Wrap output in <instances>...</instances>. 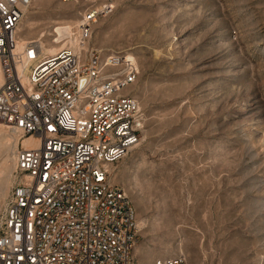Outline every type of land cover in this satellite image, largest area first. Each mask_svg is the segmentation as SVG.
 Wrapping results in <instances>:
<instances>
[{
	"label": "rangeland",
	"instance_id": "rangeland-1",
	"mask_svg": "<svg viewBox=\"0 0 264 264\" xmlns=\"http://www.w3.org/2000/svg\"><path fill=\"white\" fill-rule=\"evenodd\" d=\"M79 11L39 0L23 35L38 41ZM90 45L139 67L128 92L145 127L113 173L136 210V262L264 264V0H116ZM10 148L0 146V217Z\"/></svg>",
	"mask_w": 264,
	"mask_h": 264
},
{
	"label": "built area",
	"instance_id": "built-area-1",
	"mask_svg": "<svg viewBox=\"0 0 264 264\" xmlns=\"http://www.w3.org/2000/svg\"><path fill=\"white\" fill-rule=\"evenodd\" d=\"M37 1L0 0V128L17 138L0 264H138L136 210L113 173L145 127L140 102L128 92L139 67L90 45L116 0H45L80 10L72 42L61 39L54 55L38 41L19 43ZM26 139L36 146L25 147ZM154 264L189 263L178 256Z\"/></svg>",
	"mask_w": 264,
	"mask_h": 264
},
{
	"label": "bare ground",
	"instance_id": "bare-ground-1",
	"mask_svg": "<svg viewBox=\"0 0 264 264\" xmlns=\"http://www.w3.org/2000/svg\"><path fill=\"white\" fill-rule=\"evenodd\" d=\"M27 20H31V19H24L23 20V22H22V24H21V26L19 27V36H18V38H19V43H20V45H25L27 42H29V41H27L26 40V38L24 37V35H23V33L25 32V29H24V26H25V24H26V21ZM78 25H79V21H77V22H63V23H57V27L55 28L54 27V30H53V32H51V33H53V34H51V33H41L40 35H39V40H38V42H40L43 46H44V50L46 51V55H54V54H56L60 49H62V47H64V46H59L58 44L61 42V39H68V42H72V40H70L72 37H73V34H74V31H75V29L78 27ZM30 26H32V24L30 25ZM34 28H32L31 27V29L30 30H33ZM56 35L58 36V40H57V42L56 43H50V44H46L45 43V39L46 38H49V37H56ZM127 56H128V58L129 59H133L134 60V57L133 56H131V55H128L127 54ZM3 84H4V77H3V72H2V69H1V65H0V88L3 86ZM5 129L4 127H1L0 129ZM7 130V129H6ZM3 131H5V130H2V133H1V130H0V146H1V148L3 147H7V145H8V147L9 146H11V148L12 147H16V143H17V141L15 140L14 141V139L12 138V136H4V133H3ZM7 131H5V133H6ZM6 134H8V132L6 133ZM10 135L12 134L11 132L9 133ZM8 134V135H9ZM13 136H14V134H12ZM14 141V142H13ZM14 143V144H13ZM14 145V146H13ZM23 145L25 146V147H35L36 146V143L32 140V139H26V140H24V142H23ZM10 148V149H11ZM14 148H13V151H14ZM12 150V149H11ZM13 154V153H12ZM11 154V155H12ZM12 157V156H11ZM10 157V158H11ZM14 157V156H13ZM8 159V158H7ZM8 160H10V159H8ZM10 161H13V160H10ZM8 162V161H7ZM14 162V161H13ZM15 163V162H14ZM5 165V164H4ZM10 167V166H9ZM7 169H9L8 167H6ZM11 168V167H10ZM1 169V168H0ZM6 169V170H7ZM5 170V169H4ZM6 170H5V173H6ZM10 171V170H9ZM4 172V171H3ZM12 172V171H11ZM2 173V172H1ZM1 176V175H0ZM1 180V179H0Z\"/></svg>",
	"mask_w": 264,
	"mask_h": 264
}]
</instances>
